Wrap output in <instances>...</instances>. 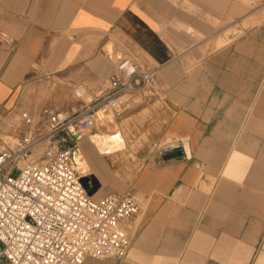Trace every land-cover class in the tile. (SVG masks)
<instances>
[{"label":"crops","instance_id":"0c3cea01","mask_svg":"<svg viewBox=\"0 0 264 264\" xmlns=\"http://www.w3.org/2000/svg\"><path fill=\"white\" fill-rule=\"evenodd\" d=\"M123 58L153 86L78 147L95 200L143 211L124 260L85 264H264V0H0V134L96 102Z\"/></svg>","mask_w":264,"mask_h":264},{"label":"built area","instance_id":"2783aa9c","mask_svg":"<svg viewBox=\"0 0 264 264\" xmlns=\"http://www.w3.org/2000/svg\"><path fill=\"white\" fill-rule=\"evenodd\" d=\"M155 75L123 58L108 92L74 115L44 108L16 118L18 142L0 141V264H85L127 257L129 223L143 205L130 195L95 200L90 192L96 187L93 180L84 184L76 152L89 131L121 115L124 96L147 91ZM80 93L78 98L84 96ZM37 150L42 155L36 160Z\"/></svg>","mask_w":264,"mask_h":264},{"label":"rangeland","instance_id":"374dc122","mask_svg":"<svg viewBox=\"0 0 264 264\" xmlns=\"http://www.w3.org/2000/svg\"><path fill=\"white\" fill-rule=\"evenodd\" d=\"M113 121V118L112 117H109L107 118L106 122L103 124V126H107V127H110V122ZM9 127L14 128V132L18 130V125H15L13 124L12 121L9 122ZM99 127V126H98ZM102 135L101 132H96L95 130H91L89 131L87 134H86V137L89 139H92V136L93 135ZM19 137V136H18ZM18 137H15V135H12L11 133H9L7 131V133L5 134H0V140L4 141V142H8V143H11V144H16L18 142ZM108 137H112V136H108ZM108 137H103V139L106 141V139ZM93 140V139H92ZM97 144V142L95 143ZM106 144V148H104V152L107 153V152H110L109 154H113V153H116V152H119V154H115L114 156H108V157H105V156H101L103 157L104 159H106L108 162H107V165L111 166L114 164V166H122V167H125L128 168L129 166H132V164H130L132 162V159L133 157L131 156L130 153H128V151H126L125 149L123 148H119V149H112L111 146H109V143H105ZM104 144V145H105ZM125 150V151H124ZM42 155V150H37L35 152V159L37 160L40 156ZM108 167V166H107ZM83 169H85V166L83 165L82 166ZM137 171V170H136ZM92 173H94L92 171ZM137 173V172H136ZM19 175V172L18 171H15L13 176L14 177H17ZM132 175H133V172H132ZM103 195H101L102 197Z\"/></svg>","mask_w":264,"mask_h":264},{"label":"bare ground","instance_id":"6f19581e","mask_svg":"<svg viewBox=\"0 0 264 264\" xmlns=\"http://www.w3.org/2000/svg\"><path fill=\"white\" fill-rule=\"evenodd\" d=\"M110 139H112V140H114V139L121 140L119 137H113V138L110 137ZM79 151H80V149H79ZM80 154H81V158H80V161L78 162V170H79V172H80V174H81V176H82L85 184L88 185L89 182L94 178V176L91 175V173H90V171L88 169H86V165H84L85 166V169L82 168L83 162L85 161V158L82 155V152L81 151H80ZM94 180H96V179L94 178ZM96 182L98 183L97 180H96Z\"/></svg>","mask_w":264,"mask_h":264},{"label":"water","instance_id":"95a60500","mask_svg":"<svg viewBox=\"0 0 264 264\" xmlns=\"http://www.w3.org/2000/svg\"><path fill=\"white\" fill-rule=\"evenodd\" d=\"M80 154V152L79 151H77L76 152V155H79ZM178 155H180V154H172L169 158L170 159H172V158H176ZM93 180V184L95 185V187H98V183L96 182V180H94V178L92 179ZM83 182H84V180H83ZM84 184H85V182H84ZM86 186H88L87 184H85ZM95 193V190H93V191H91L90 192V194L92 195V194H94Z\"/></svg>","mask_w":264,"mask_h":264},{"label":"clouds","instance_id":"9594fccd","mask_svg":"<svg viewBox=\"0 0 264 264\" xmlns=\"http://www.w3.org/2000/svg\"><path fill=\"white\" fill-rule=\"evenodd\" d=\"M76 94H77V95H80V94H81V93H80V90H77Z\"/></svg>","mask_w":264,"mask_h":264}]
</instances>
